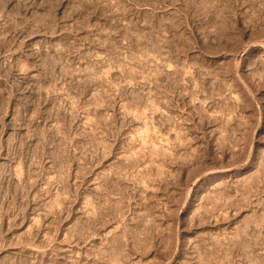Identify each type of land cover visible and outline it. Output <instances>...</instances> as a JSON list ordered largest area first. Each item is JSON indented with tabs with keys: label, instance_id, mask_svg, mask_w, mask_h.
<instances>
[{
	"label": "rangeland",
	"instance_id": "rangeland-1",
	"mask_svg": "<svg viewBox=\"0 0 264 264\" xmlns=\"http://www.w3.org/2000/svg\"><path fill=\"white\" fill-rule=\"evenodd\" d=\"M2 2L0 262L263 264L264 0Z\"/></svg>",
	"mask_w": 264,
	"mask_h": 264
},
{
	"label": "bare ground",
	"instance_id": "bare-ground-1",
	"mask_svg": "<svg viewBox=\"0 0 264 264\" xmlns=\"http://www.w3.org/2000/svg\"><path fill=\"white\" fill-rule=\"evenodd\" d=\"M3 2V4H7L8 3V0H2ZM24 1V0H23ZM26 1V0H25ZM28 3V2H27ZM26 4V3H25ZM2 6V5H1ZM22 6V5H21ZM24 6V5H23ZM27 7V6H26ZM25 7V8H26ZM1 8V7H0ZM18 26V25H17ZM15 28V27H14ZM16 29V28H15ZM18 29V28H17ZM13 32V31H12ZM17 32H19V31H17ZM17 34V33H16ZM14 38V37H13ZM12 40V39H11ZM3 42L1 41V44H2ZM0 44V50H2L3 49V47L1 48V46H3V45H1ZM4 44H5V41H4ZM8 46V45H7ZM10 46V45H9ZM6 47V46H5ZM11 47V46H10ZM12 48V47H11ZM9 49V48H8ZM5 50H6V48H5ZM3 54V53H2ZM1 54V55H2ZM59 61H60V58L58 57V58H54V60L51 62V68H52V70H54V68H55V66L59 63ZM2 66V65H1ZM0 66V67H1ZM7 66H8V64H7ZM4 67H6V66H4ZM15 67V66H14ZM13 67V68H14ZM7 68V67H6ZM3 69H5V68H3ZM28 69V68H27ZM25 70V69H24ZM53 72V71H52ZM13 73V71H12V67H9L8 66V68H7V74H6V76H5V74L4 73H0V74H4V76L5 77H10V74H12ZM15 73H17V71L15 72ZM14 74H12V76H13ZM16 75V74H15ZM17 75H18V73H17ZM2 76V75H1ZM0 76V77H1ZM19 76V75H18ZM5 77H2L3 79H5ZM13 78V77H12ZM5 81H7V79L5 80ZM4 82V81H3ZM5 84V83H4ZM1 85H3V83L0 81V87H1ZM4 86L5 85H3L2 87L4 88ZM7 87H8V85H7ZM1 90H2V88H1ZM0 90V91H1ZM5 91V90H4ZM4 93V92H3ZM4 98H2V93L0 92V104H1V106L4 104V103H6L5 102V96H3ZM43 100V99H42ZM43 101H45V100H43ZM39 102H41V100L39 101ZM1 120V119H0ZM1 123V122H0ZM3 124H5L4 122H3ZM8 125V124H7ZM4 126V125H3ZM3 129V128H2ZM3 131L1 130V132L0 133H2ZM23 139V138H22ZM1 144V143H0ZM21 144H23V142L21 143ZM25 144V143H24ZM3 145V144H2ZM22 147V146H21ZM24 147V146H23ZM17 149V148H16ZM19 152V151H18ZM14 156H15V154H14ZM18 156V155H17ZM22 162V161H21ZM4 168H6V167H4ZM4 168H2V169H4ZM29 170V169H28ZM27 170V171H28ZM63 170V169H62ZM3 171V170H2ZM61 171V170H60ZM264 172V171H263ZM262 172V173H263ZM1 173V172H0ZM12 173V172H11ZM29 173V172H28ZM31 174V173H30ZM63 174V173H62ZM60 175V174H59ZM58 175V176H59ZM2 176V175H1ZM4 177V176H3ZM259 178V177H258ZM12 179V178H11ZM25 179H26V177H25ZM1 180V179H0ZM64 180V179H63ZM263 180V179H262ZM262 180H261V182H262ZM36 181V180H35ZM259 181H260V178H259ZM23 182V181H22ZM30 182V181H29ZM65 182V181H64ZM258 182V181H257ZM25 183V182H24ZM26 184V183H25ZM31 184V183H30ZM257 184H259V183H257ZM29 186V185H28ZM27 186V187H28ZM22 187V186H21ZM251 187V186H250ZM24 188H26V187H24ZM252 188V187H251ZM251 188H248V190L249 189H251ZM25 190V189H24ZM114 190V189H113ZM15 191V190H14ZM20 191H21V189H20ZM28 191V190H27ZM253 191V190H252ZM251 190H249L248 192H252ZM257 191H260V190H257ZM10 192V191H9ZM18 192V191H17ZM23 194V193H22ZM25 194V193H24ZM26 195H27V193H26ZM2 196V195H1ZM24 197H26V196H24ZM23 198V197H22ZM109 200V199H108ZM110 201V200H109ZM25 203V202H24ZM239 205V204H238ZM23 207V206H22ZM21 207V208H22ZM14 208V207H13ZM122 211H123V209H122ZM121 212V211H120ZM123 213V212H122ZM23 217V216H22ZM262 217V216H261ZM263 218V217H262ZM261 218V219H262ZM259 219V217H256V219H251V220H249L248 222H247V224H246V227H245V230L243 229V231L244 232H242L241 234L239 233V235H238V237H236V239L237 238H239V240H235L234 242H235V244H238V245H240V247H241V245H242V248H244L243 250L245 251L244 253H243V251H242V253L244 254V257L246 258V259H248V260H250V261H252V259H253V253H254V250H255V248L257 247L256 245L258 244V246L259 245H261L262 247H263V242L262 241H258V239H256V241H255V239H253V236L255 237L256 236V234L257 233H255V231H256V227H258V226H260L262 223V221H259L258 220ZM260 219V220H261ZM263 220V219H262ZM261 223V224H260ZM264 223V222H263ZM263 226V225H262ZM264 227V226H263ZM260 228H261V226H260ZM259 228V229H260ZM149 231V230H148ZM254 231V232H253ZM258 231V230H257ZM256 231V232H257ZM259 232H261V229H260V231ZM264 231H262V233H263ZM146 233H147V231H146ZM259 234L260 233H258V235H257V237L259 236ZM264 234V233H263ZM25 236V235H24ZM261 236L262 235H260V238H261ZM23 237V236H22ZM26 237V236H25ZM251 237H252V239H251ZM259 238V237H258ZM262 238H264L263 236H262ZM0 239H1V237H0ZM21 239V238H20ZM23 239H25V238H23ZM1 240H3V239H1ZM0 240V241H1ZM31 240H32V238H31ZM31 240H30V242H31ZM144 241H145V239H143ZM148 240V239H147ZM262 240V239H261ZM3 241H5V239L3 240ZM7 241V240H6ZM15 241V240H14ZM238 241V242H237ZM264 241V240H263ZM2 242V241H1ZM8 242V241H7ZM26 242V244L29 242V240H28V242L27 241H25ZM24 241H23V243H25ZM146 242V241H145ZM230 242H231V240H230ZM237 242V243H236ZM10 243V242H9ZM21 243V242H20ZM20 243H18V244H20ZM32 243V242H31ZM31 243H29V245L31 244ZM229 243V242H228ZM5 244V243H4ZM12 244V243H11ZM6 245H8L7 243H6ZM6 245L4 246V247H6ZM14 245H15V243H14ZM17 245V244H16ZM23 245H25V244H23ZM28 245V244H27ZM26 245V246H27ZM229 245H231V244H229ZM1 246H3V244H0V247ZM11 246V245H10ZM13 246V245H12ZM18 246V245H17ZM22 247V246H21ZM25 247V246H24ZM233 249L235 248L233 245L231 246ZM237 247V246H236ZM260 247V246H259ZM262 247H260V248H262ZM27 248H30L31 249V247H27ZM239 248V247H238ZM29 249V250H30ZM22 250H23V248H22ZM21 250V251H22ZM29 250H27V251H29ZM32 250V249H31ZM117 250H120L121 251V249H117ZM125 250V249H124ZM123 249H122V251H124ZM232 250V249H231ZM237 250V249H236ZM114 251V250H113ZM113 251H111V252H113ZM128 251V250H127ZM31 252H33V251H31ZM110 252V253H111ZM117 252V251H116ZM29 252H27V253H25V254H28ZM34 253V252H33ZM118 253H119V251H118ZM122 254L124 253V252H121ZM20 254V253H19ZM115 254V253H114ZM121 254V256H125V257H123V258H126V255H122ZM126 254V253H125ZM255 254V253H254ZM8 255V254H7ZM24 255V254H23ZM22 255V256H23ZM33 255H35V254H33ZM112 255V254H111ZM119 255V254H118ZM127 255H128V253H127ZM117 256V255H116ZM9 257V256H8ZM34 257V256H33ZM115 257V256H114ZM7 258V257H6ZM23 258V257H22ZM21 258V259H22ZM29 258H31L32 259V256L31 257H29ZM118 258H119V256H118ZM118 258L116 257L115 259H117L118 260ZM244 258V259H245ZM2 259H4V258H2ZM25 259H27V258H25ZM30 259V260H31ZM115 259H113V260H115ZM230 259H232V258H230ZM229 259V260H230ZM13 260V259H12ZM233 260V259H232ZM10 261V260H9ZM14 261V260H13ZM12 261V263H14ZM21 261V260H20ZM29 261V260H28ZM119 261V260H118ZM258 261V260H257ZM262 261V260H261ZM264 261V260H263ZM6 262H7V259H4V260H1V264H6ZM16 262H18V261H16ZM16 262H15V264H16ZM23 262V261H22ZM11 263V264H12ZM24 263H25V261H24ZM23 263V264H24ZM28 264H29V262H27ZM31 263H33V260L31 261ZM257 263H260V262H257ZM18 264H20V263H18ZM22 264V263H21ZM34 264V263H33ZM263 264H264V262H263Z\"/></svg>",
	"mask_w": 264,
	"mask_h": 264
}]
</instances>
